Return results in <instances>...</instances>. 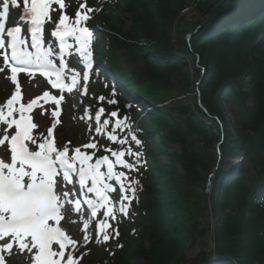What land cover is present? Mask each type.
Wrapping results in <instances>:
<instances>
[{
  "label": "trees",
  "instance_id": "obj_1",
  "mask_svg": "<svg viewBox=\"0 0 264 264\" xmlns=\"http://www.w3.org/2000/svg\"><path fill=\"white\" fill-rule=\"evenodd\" d=\"M120 3L131 25L124 30L119 21L110 28L104 36L105 50L97 57L109 72L102 89L116 100L109 113L127 114L129 125H137L135 134L142 146L129 141L143 157L138 170L131 172V178L140 183L132 202L130 228L118 229L123 255L96 250L99 262L94 263L133 264L136 255L144 258V264H186L181 253L185 242L180 237L188 241L197 230L193 199L201 178L215 167V146L222 140L213 125L218 118L227 131L225 156L239 158V163L217 173L223 188L212 199L220 222L214 254L191 264H264V0H115V8ZM193 7L209 14L202 28L205 42L196 37L189 48L183 35L193 27L182 13L192 12ZM178 24L182 33L176 37ZM117 51L125 53L124 62L119 61ZM198 57L206 67L200 101L192 105L175 101L169 106L177 85L183 95L198 83ZM113 90L134 104L122 103ZM143 105L151 112L146 113ZM224 106L233 117L232 132L227 129L230 120ZM155 138L156 146L151 147L149 142ZM175 147H180L179 154ZM162 158L168 164H162ZM175 163L182 165L183 175ZM241 168L243 173H239ZM145 239L149 248L143 245Z\"/></svg>",
  "mask_w": 264,
  "mask_h": 264
},
{
  "label": "snow or ice",
  "instance_id": "obj_2",
  "mask_svg": "<svg viewBox=\"0 0 264 264\" xmlns=\"http://www.w3.org/2000/svg\"><path fill=\"white\" fill-rule=\"evenodd\" d=\"M0 3V57L4 65L0 67V73L6 72L10 66L11 80L15 84L18 73L31 77L34 72H40L49 78L53 89L61 92H71L82 80L86 94L90 70L94 67L93 32L86 22L95 10L84 3L74 19L61 14L56 22L51 20L52 5L58 3L63 9V0H23L20 21L6 27L9 7H19L18 0H0ZM46 22L55 24V31L47 39L43 34ZM22 27L25 35H21ZM28 35L30 40L25 38ZM74 54L82 58L77 61V66L83 63L85 70L82 73L76 67H69L66 60L67 56L75 58ZM20 91L17 85L15 94L6 104L0 105V147L4 149L0 152V253L12 252L15 243L20 251L25 248L29 252L34 250V264H79V258L73 254L77 250V241L59 226L64 205L72 202L75 196L84 198L76 199L74 203L77 210H80L81 203L90 210L84 221L85 230L102 212L103 219L96 224L95 239L99 242L102 237L108 241L107 230L112 228L109 221L116 219L117 211L128 215L131 201L136 198V186L140 183L129 173L138 170L143 152L133 150L129 136L137 147L142 146V141L128 124L127 114L121 117L118 111H113L109 115L116 118L114 121L102 120L104 109L100 108L94 117L96 133L106 132L113 144L127 147L113 150L95 142L82 146L83 149L108 152L114 159L109 155L95 157V152L89 154L81 147H75L69 154L67 145L58 148L42 134L33 135L37 125L26 114L38 106L40 98L25 105L20 103ZM43 98H50L57 106L60 103L48 91L43 93ZM108 103L115 104L116 100L110 99ZM53 115L59 113L54 111ZM118 130L127 134L120 137ZM125 157L133 159L129 161ZM117 167L123 170L117 171ZM65 182L72 184V188H67ZM113 183L119 186L120 192L116 203L109 196L116 191ZM114 231L118 236V230ZM91 239L86 233L84 244ZM0 264H4L2 255Z\"/></svg>",
  "mask_w": 264,
  "mask_h": 264
},
{
  "label": "rangeland",
  "instance_id": "obj_3",
  "mask_svg": "<svg viewBox=\"0 0 264 264\" xmlns=\"http://www.w3.org/2000/svg\"><path fill=\"white\" fill-rule=\"evenodd\" d=\"M63 2L65 4V7L63 9L60 8V5L58 3H54L52 5V8L54 9V11L50 12L52 21L58 22L61 14H66L70 18L75 17L76 12L78 10H81L80 5L84 4V3H86L88 8H92L95 10L89 14L90 19L86 23H87V25L91 26L95 31V34L93 36V43H92L91 47H93L94 46L93 44H95L94 52L96 55L102 54V51L105 50V41H104L105 40L104 39L105 32H107L110 28L116 26V24L119 21H122V23H123L122 28L124 30L128 29L129 26L131 25L130 15L127 14V12L125 11V9L123 7L124 3H120L119 5H116L119 7L115 8V0H112V2H111V0H109L107 2H106V0H63ZM18 9H19V7H18ZM197 9L198 8L193 7L192 12L182 13L183 19H185L186 23L191 24L193 27V29L191 27H189V29H192V30H189L191 33L185 32V35H183L185 37L188 45L190 46L189 48L192 47L193 41L195 40L196 37L199 38L200 43L205 42V40H204L205 35H203L202 28H203V26L206 25V24L204 25V23H206L208 21V20L206 21V19H207L208 14H209L207 12H209V10L198 12ZM18 15H20V10H19ZM176 23H178V22H176ZM176 26H177V24H176ZM50 27L54 30L55 24H53L52 22H49L48 31H49ZM221 28H223V27L221 26ZM178 29H180V30H176V33H177V34H175L176 37H178V33L181 32V28L179 27V24H178ZM218 30L215 31L214 34L219 32ZM220 32H221V30H220ZM214 34L212 33V35H214ZM97 42H99L98 45H97ZM195 43H198V42L195 41ZM115 53L117 54V57L119 58L120 62H124L126 60V58L124 56L125 53L123 51H117ZM191 66L188 68H190L191 74H192L194 72V70L192 69ZM198 66H199V71L201 72V75L199 76V78L198 79L195 78L196 79L195 81H198V83L196 82L197 84L193 87L191 92H189L187 94H183V95L181 93H179V89H178L179 86L177 85V88H175L174 91L172 92V96L174 97V99L171 100L172 102L168 101L169 106H171L173 104V102H175V101H176L175 103L180 104V105L184 102L186 104L192 105L196 101L197 102L200 101V98H201V91L200 90L202 88L201 83L204 80V76H205L204 73L206 71V67L201 64V58L200 57H198ZM94 78H96V75L94 76ZM0 80L9 84L8 83L9 81L7 80V78H1ZM39 84L40 83L36 82V80L31 81L28 79L27 80L24 79L19 86H20V90L22 91V93H24L26 96V101L22 98L20 100V102L25 104L33 98H39L47 90L46 86H42ZM2 88L5 90V88L3 87V83L0 84V92L4 91ZM15 90H16L15 86L11 87V93H12V91L14 92ZM83 93H85L84 87H83V89H80L78 95L77 94L72 95L70 98H68V101H66L64 116L61 119V121H59L57 123V133L55 136L58 140L59 146L63 147L65 145H67L70 149V153H72V150H74L75 147H81L82 151H85V152L90 154L93 151H90V149H83L82 146L85 144H88L90 142H96L97 145H98V143L100 145L99 139H102L100 137L98 138V134L96 133V131L93 128V124H94L93 122H94V117H95V113H96L94 101L100 97H104V99L100 101L99 109L103 108L106 111V115H105L106 118H109L113 121L116 118L110 117V115L108 113L109 112L108 109H112L113 104L111 106L110 105L111 103H108V101L111 98H109V96L106 95L105 90L102 91L100 89V87H98V85H95V84L91 85L90 84L89 86H87L86 97H83ZM117 93H119V92H117ZM120 99H121L122 103H129L127 100H123L122 98H120ZM7 100L8 99H6L5 102L0 103V105L6 104ZM121 106H123V104H121ZM99 109H97V110H99ZM201 109H202L203 113H205V114L207 113V111L204 109L203 106H201ZM223 109H225L224 110L225 116L230 120V126H228L227 129L229 130V132L230 131L232 132V130H233L232 129L233 117L230 113L227 112L226 106H224ZM46 111L49 113V114H47V119H49V120H47V119L45 121L41 120V116L45 112L43 110H40L38 113H36L31 118V120H33V122L37 123V131H36L37 136L42 134L43 136L46 137V130H47L48 126L53 124L52 115H51L52 110L47 109ZM86 113L91 114V117H93V118L91 120H86V118L84 117V114H86ZM198 117L204 121V118L202 116L198 115ZM214 120H216L217 123H213V125H214L215 129H218L220 131V134L222 136L221 137L222 140L219 144H217L215 146V149L217 151L216 157H215L216 163H215V167H214L212 173L209 176H207L206 178H204L201 175L202 174L201 173L200 177H203V178H201V180L199 181L200 187H198V189L195 190L196 194H195V197L193 199V209H194L193 216H194V219L196 220V222L198 223V226L196 227L197 230L195 232V235L191 239L188 238V241H185V239L180 237V240L182 239L181 242L183 240H184L183 242H185V243H182L181 253L185 254L186 264H191L192 261H194V260L197 261L201 256H206L209 254L207 256V257H209L210 254L212 255V252L214 254L213 249H215L214 240L216 238V232H217L216 228H218L220 226V222L217 219L216 215L214 214L212 199L214 198V195H215V197H217V195L219 193H222V188H223V185L218 182L217 173H218V171H221L224 169L226 170L227 168L230 169V167H232V166H237L239 163V158L234 159V160H230L227 158V156H225L224 147H223L224 143L223 142L225 140V135H226L227 131H226L224 123H222L218 118H214ZM204 122L211 124L212 120L208 119ZM132 128L134 129L133 126H132ZM126 134L127 133H125V132H119L118 131V135L120 137H123ZM233 135H234V133H233ZM105 142H107L108 145H110V147L113 150H117L121 147H125L124 145L122 146L119 144H113V143H111V141L105 140ZM149 143L152 147H154L155 144L157 143V138L150 140ZM111 145H113V146H111ZM174 151L179 154L180 153V147H175ZM105 155L110 156L109 153H105ZM110 159H114V158H112L110 156ZM154 160L157 161L156 156H154ZM162 164H164V165L168 164L165 158H162ZM175 168L181 175L184 174V170H183L182 165L180 163H175ZM226 172H227V170H226ZM78 215H77L78 218L80 216L83 217V213L82 214L78 213ZM75 219H76V222L72 223L71 226H68V229L72 235L73 240L77 241V245H76L77 250L73 254H74V257H77V258L80 257L79 264H95L94 262L96 260H98V262H99V258L96 257L95 254L93 253V250L95 251L97 249V247H95L96 245L99 247L98 250H101V251H99L100 253L103 251H108L109 254H111L110 256H122L123 255L122 251H121L120 239L118 237H116L115 234H112L110 229L107 230L109 235H110V238L108 241H104L102 239V237L100 238L99 242L96 241V239H95V237H96V224L99 222L100 219H103V217L98 219L95 223H91L89 225L88 230H85V228H84L85 219L80 220V221H77L78 220L77 217H75ZM128 221L130 222V219H127V217L125 218V216L123 214H121L117 211L116 219L110 220L109 222L113 226H118L119 228L125 230V229L130 228V223ZM127 224H128V226H127ZM146 227H149V225H146ZM186 231H187V229L185 230V232ZM86 233L90 237H92V239L87 244H84L83 237ZM181 236H182V233H181ZM183 237H184V235H183ZM142 242H143V245L145 248H149L150 244H149L147 239L143 240ZM180 254H178V257L180 256ZM176 255L177 254H175V256ZM168 256H170V254ZM125 257L126 256H123L122 258H125ZM131 261L133 264H144V258L142 256H136V255L132 256ZM4 264H8V261L4 260Z\"/></svg>",
  "mask_w": 264,
  "mask_h": 264
},
{
  "label": "bare ground",
  "instance_id": "obj_4",
  "mask_svg": "<svg viewBox=\"0 0 264 264\" xmlns=\"http://www.w3.org/2000/svg\"><path fill=\"white\" fill-rule=\"evenodd\" d=\"M13 16H15L13 14ZM13 19V18H12ZM12 19L10 20L12 22ZM5 73V72H4ZM4 73H0V77L1 78H5V76H2ZM3 83V87L5 88V90L2 92H0V103H3V101H5V99L10 98L14 92L12 91L11 93V85L5 83L4 81H0V84ZM66 227L68 228V226H71L72 221L70 220V218H67L65 221ZM24 252L20 251V250H16L14 249V251L11 253V255H8L7 257L9 258V264H33V254H23ZM17 257H20L21 260L18 261ZM23 260V261H22Z\"/></svg>",
  "mask_w": 264,
  "mask_h": 264
}]
</instances>
